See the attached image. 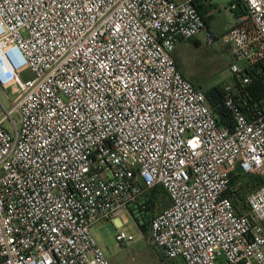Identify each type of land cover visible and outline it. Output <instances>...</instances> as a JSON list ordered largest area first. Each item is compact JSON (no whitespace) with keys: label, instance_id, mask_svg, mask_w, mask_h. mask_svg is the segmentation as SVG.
<instances>
[{"label":"built area","instance_id":"obj_1","mask_svg":"<svg viewBox=\"0 0 264 264\" xmlns=\"http://www.w3.org/2000/svg\"><path fill=\"white\" fill-rule=\"evenodd\" d=\"M240 6L217 35L193 0H0V88L16 94H0V264H111L92 226L122 227L155 186L160 264H264V94L248 89L264 83V0ZM201 32L231 48L230 126L174 57ZM248 177L263 182L238 210Z\"/></svg>","mask_w":264,"mask_h":264},{"label":"rangeland","instance_id":"obj_2","mask_svg":"<svg viewBox=\"0 0 264 264\" xmlns=\"http://www.w3.org/2000/svg\"><path fill=\"white\" fill-rule=\"evenodd\" d=\"M231 0H211L213 8L220 9L215 11L210 19L212 28L217 32H222L229 23H235L236 16L229 8ZM220 34V33H219ZM204 33L198 34L199 44L194 41L188 44L178 45L177 58L182 67L187 71L186 76L196 87L206 91L212 86H223L225 83L234 82L232 73L230 52L231 48L222 41H217L212 45L204 42ZM218 35V34H217ZM239 66L243 64L238 62ZM183 73V72H182ZM23 80L33 78L31 70L27 69L21 74ZM2 98L7 95L15 97L14 87L7 91L0 88ZM8 105V101H5ZM18 121V115H13ZM12 129L11 121L5 124ZM166 202L159 208L165 207ZM158 213V210L157 212ZM123 223L122 227H117L112 221H100L92 226L91 231L100 247L105 252L111 264H160L164 259L162 250L153 245L149 239V228L145 232L140 229L138 223L130 213V209L122 210L116 217ZM120 230L131 233L134 240L129 245L117 243L116 235ZM167 264H184L182 260L176 259L168 261Z\"/></svg>","mask_w":264,"mask_h":264},{"label":"trees","instance_id":"obj_3","mask_svg":"<svg viewBox=\"0 0 264 264\" xmlns=\"http://www.w3.org/2000/svg\"><path fill=\"white\" fill-rule=\"evenodd\" d=\"M242 11L243 9L240 6L237 9L236 13L234 14H239ZM248 72L250 74H256V69H252L251 71ZM233 80L238 82L239 80L238 76H234ZM248 89L249 92L253 94V96L264 94V83L261 79L254 77L253 82L248 86ZM204 92L212 111L217 116L219 124L229 125V126L232 125V116L230 114V111L227 109V107L224 104L223 86H218V85L212 86ZM261 182H263L262 179H258L255 177H248L245 179L242 192L234 200V204L238 210H240V208L242 207L241 204L244 201V193L254 189ZM164 202H166V206L159 208L160 205H162V203ZM169 205H170V198L167 192L161 186H155L149 189L148 191H146L142 199L135 205H132L129 209H130V213L138 223L142 232L143 231L146 232L148 228L150 231V220L156 214L157 210L158 212H160L162 209L166 208Z\"/></svg>","mask_w":264,"mask_h":264},{"label":"crops","instance_id":"obj_4","mask_svg":"<svg viewBox=\"0 0 264 264\" xmlns=\"http://www.w3.org/2000/svg\"><path fill=\"white\" fill-rule=\"evenodd\" d=\"M176 2H181V1H184V0H174ZM195 5L197 6L198 10H200V12L204 15L205 19H206V24H207V28L212 31L213 33L215 34H222L227 28L229 25L233 24V23H229L228 26L222 31V32H219L217 33L211 26V22H210V19L211 17L213 16V13L215 11H219L220 9H217V8H213L212 5H211V0H193ZM233 13V12H232ZM234 14V13H233ZM202 33V32H201ZM204 33V32H203ZM200 34V33H199ZM205 34V33H204ZM198 36V35H197ZM194 37L192 38V40H183V41H180L178 44H176L175 46V51H174V57H175V60H176V63H177V66L178 68L181 70V72H183V74L186 76H188V73L187 71L182 67V65L180 64V61L178 60L177 58V54H178V45L180 44H188L189 42L191 41H194L196 45L199 44V38L198 37ZM205 37V35H204ZM204 40V38H203ZM205 42V41H204ZM206 43V42H205ZM228 46V45H227ZM230 47V46H229ZM187 78V77H186ZM117 223L120 224L121 222H119L118 218H117ZM114 223V222H113ZM115 224V223H114ZM116 225V224H115Z\"/></svg>","mask_w":264,"mask_h":264}]
</instances>
